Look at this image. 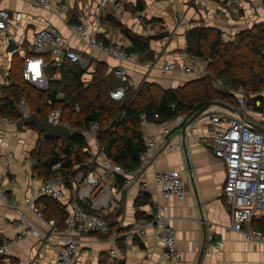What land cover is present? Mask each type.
I'll use <instances>...</instances> for the list:
<instances>
[{
    "label": "crops",
    "instance_id": "0c3cea01",
    "mask_svg": "<svg viewBox=\"0 0 264 264\" xmlns=\"http://www.w3.org/2000/svg\"><path fill=\"white\" fill-rule=\"evenodd\" d=\"M115 1L117 5L106 4L97 14L100 0H48L45 7L31 5L26 0H0V9L22 12L21 19L12 21L8 31H0V86L10 85L9 71L14 58L21 60L20 72L23 71L25 60L33 55V34L47 24L56 27L72 48L78 43V37L69 28V24L74 22L84 23L91 32L96 29L106 40L116 41L123 46H127L129 42L108 22L109 17L123 28L143 37L164 30L170 31L167 38L160 41L150 40L149 45L155 52L156 61L152 70L146 71L140 64L129 66V74L137 82L152 83L167 90L177 89L191 80L182 75V63L178 60V53L185 50L184 34L187 30L193 27H211L220 30L223 38L231 39L238 32L258 23L254 21L247 25L244 21L246 15L239 12L241 8H232L233 2L239 5L242 0H142V11H134L136 0ZM59 2L67 7L63 15H58L56 11ZM127 5L131 10L126 8ZM176 15L180 16L177 24L173 21ZM10 39L17 44L13 51H7ZM79 52L81 59L77 64L86 70L82 75L85 81L91 79L98 63L105 65L106 73H110L117 65L114 58L104 53H94L88 49ZM163 59L177 63L178 70L168 77H162L158 71ZM145 61L138 60L139 63ZM64 63L70 64L62 58L58 67ZM52 78L55 80L60 76L56 73ZM260 97L262 99L254 100V106L247 107L243 115L247 120L264 128V111L254 109L264 107V90ZM211 112L224 114L232 120L240 118L237 113L211 106L187 125L190 117L186 115H181L183 120L180 124L173 122L174 118L171 119V131L167 137L157 142L153 163L139 175V181L148 183L147 193H142L138 186L115 193L114 197L120 204V213L116 218H109L108 237L101 233L73 232L71 236L77 242L78 251L72 264H156L162 247L152 227H147L142 236L132 240V250L128 249V238L123 236L136 223L151 219L155 204L163 207L166 223L175 231L182 254L181 264H196L203 243L199 264H264V245L248 242L241 234L230 229L229 208L222 195L225 167L212 153L210 125L205 117ZM17 124L18 120L0 116V186L10 198L22 204L35 196L41 179L32 173L34 160L31 151L38 132L31 126L18 127ZM161 128L152 120L147 122L144 130L158 136ZM88 144L92 154L98 156L95 173L102 175L104 159L98 155L92 140L88 139ZM172 168L179 171L183 183L184 197L181 200L162 197L159 188L152 183L155 172ZM64 190L67 191L68 187L64 186ZM141 195L147 197L145 203H138ZM39 198L35 200L36 205H42ZM68 199L66 192L60 202L65 205ZM20 211L21 208L8 207L0 201V242L10 243L3 255L7 258L5 264H57L60 239L66 236L64 226L59 225L58 219L46 220L43 217L40 220L28 211L27 219L41 234H26L29 226L19 218ZM253 223L257 228L264 227V218H255ZM53 227L56 234L53 238L46 239L43 233ZM111 248L115 250V258L108 255Z\"/></svg>",
    "mask_w": 264,
    "mask_h": 264
},
{
    "label": "built area",
    "instance_id": "2783aa9c",
    "mask_svg": "<svg viewBox=\"0 0 264 264\" xmlns=\"http://www.w3.org/2000/svg\"><path fill=\"white\" fill-rule=\"evenodd\" d=\"M34 6L45 7L48 0H26ZM106 4L117 5L115 0H100L98 13ZM67 9L66 4L59 2L56 5L58 15H63ZM22 12L0 9V31L6 32L12 26V21H19ZM180 16L176 15L174 23L178 22ZM73 34L78 37L76 47H70L68 42L62 37L60 32L53 25L47 24L38 29L32 36L31 50L33 55L25 60L22 71L23 79L41 91L48 90L49 78L45 74L47 62L41 54H48L50 63L59 66L62 58L71 63L79 62L80 52L88 49L91 52H100L117 61L113 68V75L119 81V85L109 92L110 98L116 101L122 100L125 96V85L137 90L141 82H137L129 74V66L140 64L146 71L155 67L156 61L138 62L135 54L125 50L123 45L116 41L105 42L102 34L96 29L90 31L89 27L81 22L69 24ZM178 60L182 63L180 71L187 79L199 78L209 74L208 60L197 56L188 55L181 51L178 53ZM177 69V63L168 59H163L158 68L162 77H168ZM217 86H222L217 81ZM236 101L239 104L237 109L247 110L249 98L242 88L235 92ZM261 92H256L254 98L260 97ZM19 107L24 118L30 112L24 105V101L19 102ZM77 110V107H76ZM157 118V113L154 114ZM207 123L210 125L209 136L213 155L221 160L225 167V181L222 195L224 202L229 208L231 225L230 229L241 234L243 238L252 243L264 245V233L253 226V220L258 217L264 218V132L253 128L243 118L228 119L226 115L211 112L206 114ZM2 120H5L2 118ZM183 120L178 115L172 120L180 124ZM46 121L53 125L61 124L70 129L62 121V112L59 108L51 109L46 117ZM148 120L142 116L139 121L141 136L143 138L144 149L139 157V164L134 169H124L121 166L112 165L104 156L102 147L96 143V132L99 128L96 122L88 124L85 134L92 140L98 155L104 159V173L97 175L95 165L98 162L93 154L86 164V171L78 169L72 177L71 187L64 190V181L60 174L44 178L36 188L35 196L30 201L20 204L8 196L6 191L0 186V201L8 207L21 208L18 213L19 218L29 227L26 234L39 236V230L32 226L27 219V212L31 211L40 220L43 219V206L36 205L38 197L45 196L53 200H62L66 192L69 196L65 203L67 206V217L64 225L66 236L60 239L61 248L57 254V264H72L77 253V242L71 236L73 232L88 234L101 233L108 234L110 217L116 218L120 213L119 201L115 199L116 192L124 191L131 186H138L142 193H147L148 183L139 181V175L155 158V149L160 139L167 137L171 131L170 120L159 123L162 127L160 134H148L144 128ZM84 150H87L86 148ZM115 176L122 177V182L115 185ZM152 183L159 188L161 196L164 198L184 197L183 183L177 169L158 171L153 174ZM152 227L156 239L160 242L162 251L156 264L167 262L182 263V254L178 246L175 231L166 223L163 207L154 205V213L149 220L136 223L128 229L123 236L128 238V249L132 250V240L145 233L147 227ZM56 231L50 228L43 235L53 238ZM25 235V234H24ZM23 236V235H22ZM10 243L0 242V256L6 254ZM110 258H115L114 249L108 250Z\"/></svg>",
    "mask_w": 264,
    "mask_h": 264
},
{
    "label": "trees",
    "instance_id": "16d2710c",
    "mask_svg": "<svg viewBox=\"0 0 264 264\" xmlns=\"http://www.w3.org/2000/svg\"><path fill=\"white\" fill-rule=\"evenodd\" d=\"M143 9V1L136 0L134 11ZM108 22L129 42L123 46L127 52L135 54L140 61H154L155 52L150 48V40L123 28L112 17L108 18ZM184 37V52L208 60V75L192 79L177 89L163 90L148 82H142L137 90L125 85V96L119 101L111 99L109 95L119 81L114 77L113 69L106 73V67L101 63L94 68L91 79L85 81L82 75L86 70L78 62L54 67L53 62H49L48 54H41L47 62L45 74L49 78L48 90L41 91L23 80L21 60L14 58L9 71L10 85L0 86V116L19 122L23 118L19 102L24 99L30 113L42 120H46L51 109L59 108L62 121L72 132V136L63 143L38 133L31 151L33 176L42 181L58 173L63 178L64 186L71 187L73 175L78 169L86 171V164L93 156L85 134L91 122L99 126L96 143L102 147L105 158L112 165L134 169L144 149L139 126L142 116L158 124L178 115L190 117L213 101L230 105L231 100L233 102L236 98L238 88H242L248 98L252 96L253 106L254 100L262 99L253 96L264 90V22L253 24L231 39L223 38L220 30L211 27H193L185 32ZM56 73L60 78L54 80L52 77ZM217 81L222 86L214 88L212 83ZM254 109L264 111L263 106ZM155 113L157 118L154 117ZM84 148H88L87 151ZM114 181L118 185L122 177L115 176ZM39 199L43 206V217L46 220L58 219L59 225L64 226L66 205L45 196ZM146 201L147 197L141 195L138 203ZM255 228L264 233L263 226ZM109 235L110 230L105 236ZM0 264H5L2 256Z\"/></svg>",
    "mask_w": 264,
    "mask_h": 264
},
{
    "label": "water",
    "instance_id": "95a60500",
    "mask_svg": "<svg viewBox=\"0 0 264 264\" xmlns=\"http://www.w3.org/2000/svg\"><path fill=\"white\" fill-rule=\"evenodd\" d=\"M170 33H171L170 31L164 30V31H160L158 33L148 34L146 36V38L148 40H159L162 38H167L170 35ZM16 48H17V44L13 40L10 39L8 41V44H7V51H13ZM212 84H213L214 88H217L216 82H213ZM211 106L224 108L230 112L237 113L240 118H243L253 128L264 132V128L262 126L247 120L245 118V116L243 115V113H241L240 110H238L237 108H233V107H231V106H229L223 102H220V101H213V102H210V103L204 105L202 108L197 110L192 116H190V118L186 122V125L193 122L194 120H196V118H198L202 113L205 112V110H207ZM17 126L18 127L31 126V127L35 128L38 133L44 134V136L46 138H56V139H59L61 141V143H63L64 141H66L67 139H69L72 136L71 130L66 128L65 126H63L61 124L53 125L46 120L40 119L39 117H37L36 115H34L32 113H29L24 118H22L18 122ZM185 127L186 126H184L182 128V136L183 137L185 136ZM203 247H204V243L200 249L196 264H199V259H200L201 253L203 252Z\"/></svg>",
    "mask_w": 264,
    "mask_h": 264
},
{
    "label": "rangeland",
    "instance_id": "374dc122",
    "mask_svg": "<svg viewBox=\"0 0 264 264\" xmlns=\"http://www.w3.org/2000/svg\"><path fill=\"white\" fill-rule=\"evenodd\" d=\"M237 7L241 8V10L239 11L242 15H246L244 17V21L247 25L253 23L254 21H258V22H264V0H242V2L239 3V5H237L235 2H233V6L232 8H235V10L237 9ZM126 8L128 10H131V7L129 5L126 6ZM243 8V9H242ZM246 12V14L244 13ZM258 13V14H257ZM257 14V17H256ZM111 26V25H110ZM117 31H119L117 29ZM162 39H159L158 41H160ZM157 41V40H155ZM35 89H37L34 86ZM39 90V89H38ZM236 92V91H235ZM237 94H235L236 96ZM234 98V97H233ZM250 100L247 104V107H251L252 106V96L249 97ZM24 101V99H21ZM20 100V101H21ZM230 101V100H229ZM230 105L233 106H238L239 104L236 101V98H234L233 102L231 100V102L229 103ZM25 105V103H24ZM26 107V105H25ZM27 108V107H26ZM28 110V109H27ZM222 113H226L224 111H220ZM241 113H244L243 111H241ZM228 114V113H227ZM229 115V114H228ZM2 258L4 259V261H6V257L2 256Z\"/></svg>",
    "mask_w": 264,
    "mask_h": 264
}]
</instances>
